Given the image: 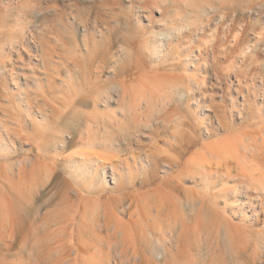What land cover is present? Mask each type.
<instances>
[{"label": "rangeland", "instance_id": "1", "mask_svg": "<svg viewBox=\"0 0 264 264\" xmlns=\"http://www.w3.org/2000/svg\"><path fill=\"white\" fill-rule=\"evenodd\" d=\"M173 1L0 0V66L7 67L0 72V134L11 142L0 144V176L29 162L26 185L16 173L18 189L10 190L0 177V264H166L160 239L173 247L167 264H264V249L254 257L252 246L241 247L248 232L264 237V196L245 187L264 172L256 141L264 130V0ZM34 10L40 21L12 43L18 20ZM156 40L163 45L158 59ZM124 79L147 97L160 96L175 79L192 92L113 151L121 180L114 184L105 163L102 192L86 168L103 161L88 156L83 136L59 148L48 141L39 154L44 138L30 121L47 113L67 119L64 133H77V121L92 111L82 100ZM109 195L122 200L123 216L108 213ZM180 212L186 223L172 226ZM114 227L122 233L115 236ZM180 228L191 250H180ZM228 232L240 250L233 260ZM145 240L155 246L154 258H140Z\"/></svg>", "mask_w": 264, "mask_h": 264}, {"label": "bare ground", "instance_id": "2", "mask_svg": "<svg viewBox=\"0 0 264 264\" xmlns=\"http://www.w3.org/2000/svg\"><path fill=\"white\" fill-rule=\"evenodd\" d=\"M173 1V0H172ZM181 1V0H180ZM185 1H188V0H185ZM253 1V0H252ZM163 2V1H162ZM165 2V1H164ZM163 2V3H164ZM174 2V1H173ZM177 2V1H175ZM179 2V1H178ZM177 2V3H178ZM182 2V1H181ZM180 2V3H181ZM187 2L185 3H182L183 5L186 4ZM199 3V2H198ZM176 4V3H175ZM180 4V5H182ZM240 4V3H239ZM235 5V4H234ZM237 5V4H236ZM211 6V5H210ZM238 6V5H237ZM227 8V7H226ZM249 8V7H248ZM194 9V8H193ZM201 10V9H200ZM215 10V9H214ZM233 11V10H232ZM198 12V11H197ZM205 12V11H204ZM239 12V11H238ZM225 13V12H224ZM243 13V12H242ZM247 13V12H246ZM198 14V13H197ZM210 14V13H209ZM227 14V12H226ZM236 14V13H235ZM41 15L42 13L41 12H37V10H34V11H30L28 14L24 15L23 18H22V21L21 20H18V26H17V32H18V36L17 38H14V40H12V43L15 42V40L17 39L16 43L19 42V39H24L25 38V34L35 25L37 24V22L40 21V18H41ZM222 17L223 16V13L221 14ZM220 15V16H221ZM20 16V15H18ZM210 16V15H209ZM208 17V16H207ZM212 17V16H211ZM206 18V16H205ZM200 19V18H199ZM198 20V19H197ZM209 20V19H208ZM194 22V21H193ZM196 22V21H195ZM206 23V22H205ZM202 24V23H201ZM188 26V24H187ZM181 29V28H180ZM174 30V33H176L177 29H173ZM176 30V31H175ZM179 30V29H178ZM173 32V31H171ZM174 33H171V34H168V35H164L163 37H165V39H169L171 37H173L172 35ZM176 35V34H175ZM154 36V35H153ZM150 39V38H149ZM156 39V38H155ZM159 39V38H158ZM164 39V38H163ZM148 40V39H147ZM143 41V40H142ZM15 43V44H16ZM156 43H157V47L156 49L153 51V55L155 57H157V59L160 57V54L162 52V48H163V45H162V40L158 41L156 40ZM150 45V44H149ZM154 49V48H153ZM249 52V51H248ZM6 64H4L3 66H5ZM157 66V65H156ZM155 66V67H156ZM0 72H6L5 69H7V67L5 68H2V66H0ZM154 68V67H153ZM157 68V67H156ZM155 71V69H154ZM127 79V78H126ZM172 80V79H171ZM128 80H125L124 81L122 80L121 83L118 82V84H112L111 85V88L105 90V89H101L99 88L98 91H97V96L96 97H92L90 100H82V105L80 106H83L85 108H92V111L90 112H87L91 115L90 118H86V117H80L82 120H84V123H81V121H77L78 122V126H80L78 128V132L77 133H71V132H68V133H64L62 131V129L60 128L61 125L60 124H63L64 121H67V119H63L62 121H58V119H55L53 116H51L50 114H47V113H39L37 114V116L35 118H33V120H31L30 122H34L36 124L35 128H34V131H35V135H37L39 138H44L41 145L39 146L38 148V151H39V154L42 153V149L44 150H47V148L45 147L46 146V143L48 141H52V144L55 148H59L60 147V144H70L72 143V140H75L73 139L75 136L76 137H81L83 136L82 138L84 139V144L85 146H88L89 149H87L86 147H84V149L86 148L87 150H89V155L90 157L93 158H98V161L96 159V161H94L95 163H100V161L102 162L103 161V164H97V166L94 168H92V172L89 168H86V171H89V176L93 175V179L95 180L96 178H99V184H102L103 186V189H102V192H105L108 190L107 188V184H109V181L107 179V175H108V166L105 165V163L107 164L109 162V164L111 163V168H112V176H113V180H114V184H117L120 180H121V173L119 172L118 168H116V165L114 164V160L115 158H117V154H115L114 150L115 149H120L122 145L126 144V141H130L133 136H135L134 138H138V134L136 136V134H134L133 132L135 133H143L145 129H150L152 128L154 125L153 123H157V118L159 117V115L164 111L166 110L167 107H170L169 105H172L170 104L171 102H177L176 100L182 98L183 96L187 97L189 96V94H191L192 92V88L190 87L189 84L183 82L182 80L179 81V80H174L173 82H167L169 83V86L167 83H163V86L167 84L168 87H163L160 85V87L162 89H164L163 91H160L162 94H157L156 96L155 95H152L151 97H147L144 96L142 93H140L139 91L135 90L134 88L132 89L127 83ZM155 81V80H154ZM202 81V80H201ZM159 84V82H158ZM152 85V84H151ZM39 88V87H38ZM97 88V87H96ZM161 89V90H162ZM95 89H93L94 91ZM95 92V91H94ZM178 98V99H177ZM174 100V101H173ZM81 101V100H80ZM72 102V101H70ZM80 103V102H79ZM72 104V103H71ZM101 104H103V106H105V110H101L100 106ZM115 104L117 106V108H111V106ZM175 106L177 103H174ZM79 106V107H80ZM178 106V104H177ZM113 107V106H112ZM88 114V115H89ZM120 114V115H119ZM89 115V116H90ZM156 120V121H154ZM29 122V121H28ZM130 122H134V128L132 129H136L135 131H132V133L130 132V127L127 128L126 126H128V124ZM34 124V125H35ZM71 124L72 123H69L68 124V127L71 128ZM131 125V124H130ZM131 125V126H132ZM227 126V125H226ZM262 126V125H261ZM155 127V126H154ZM131 129V130H132ZM151 130V129H150ZM153 130V129H152ZM49 132V133H48ZM133 134V136H132ZM139 134V135H140ZM118 135V136H117ZM117 136V137H115ZM27 137V136H26ZM81 138V139H82ZM24 139V137H23ZM27 139V138H26ZM228 141V140H227ZM256 141H259V148L260 149H263L264 150V130L258 135ZM44 142V143H43ZM246 142V141H245ZM130 143V142H128ZM0 144L2 146H6L8 147L9 144H11L10 140L9 139H6L4 138V136L2 134H0ZM45 145V146H44ZM45 147V148H44ZM245 147V146H244ZM250 145H247L245 150L247 153H250L252 152L251 149H250ZM42 148V149H41ZM85 149V150H86ZM100 149L101 150V153L99 155V152L97 153V151H100L98 150ZM259 149V150H260ZM83 151L84 154H86L87 150L86 151ZM244 150V151H245ZM263 150H260V151H263ZM114 151V152H113ZM82 152V151H81ZM226 152V151H225ZM254 152V151H253ZM252 152V153H253ZM116 153H119L118 151ZM228 153V152H227ZM245 153V152H244ZM96 154L97 156L95 157ZM83 155V154H82ZM117 155V156H116ZM259 155V154H258ZM262 155V154H261ZM42 156V155H41ZM47 156V155H45ZM87 157V156H86ZM260 157V156H259ZM263 157H264V154H263ZM27 158V157H26ZM29 158V157H28ZM85 158V157H84ZM261 158V157H260ZM86 159H91V158H86ZM85 159V160H86ZM224 159V158H223ZM264 159V158H263ZM5 160V158H4ZM27 160V159H26ZM164 160V159H163ZM162 160V161H163ZM169 160V159H168ZM226 160V159H224ZM262 160V159H261ZM93 161V160H92ZM264 161V160H263ZM167 162V161H166ZM251 162V161H250ZM26 163H29V162H24L22 161L21 164L18 165L17 169L15 170L14 167L12 168L11 166L9 167H5L3 169V175L0 176L2 178V182L3 183L1 185L5 186V188H12V179L13 177H15L16 173L18 174V176H20V181L21 183L24 182L25 178H24V175L27 173L26 171ZM76 163V162H75ZM83 163H90V162H85L83 161ZM165 163V162H163ZM167 165V164H166ZM3 168V167H2ZM164 169L166 168V166L163 167ZM34 171V170H32ZM1 173V171H0ZM32 173V172H31ZM48 172H46L47 174ZM2 174V173H1ZM45 174V172H44ZM49 174V173H48ZM47 174V176H48ZM79 174V173H78ZM81 174V173H80ZM50 175V174H49ZM82 176V175H81ZM249 176V175H248ZM45 177V176H44ZM18 178V177H17ZM48 178V177H47ZM90 179V178H89ZM40 180V179H38ZM47 180V179H46ZM18 180V182H20ZM28 181V180H27ZM26 181V182H27ZM30 181V180H29ZM37 181V180H36ZM45 181V180H44ZM49 181V180H48ZM247 181V180H246ZM181 182V181H180ZM1 183V182H0ZM25 183V182H24ZM35 183V181H34ZM32 184V183H31ZM75 184V183H74ZM246 184V183H245ZM23 185V184H21ZM26 185V183H25ZM29 185V184H28ZM27 185V186H28ZM34 185V184H33ZM36 185V183H35ZM42 185V184H41ZM46 184L42 185V186H45ZM76 185V184H75ZM85 185V184H84ZM15 186V185H14ZM27 186H22V187H27ZM30 186V185H29ZM34 187V186H33ZM248 190L249 188H254L256 189L257 191H259V193L264 196V172H261L260 175H252L251 177H249L248 181H247V184L246 186ZM17 188V187H15ZM15 188H12L15 189ZM30 188V187H29ZM37 190H39V186L37 185ZM35 188V189H36ZM77 188V187H76ZM74 188V189H76ZM18 189V188H17ZM27 189V188H26ZM33 188V190H35ZM79 189V188H78ZM11 190V189H10ZM82 190V189H80ZM78 192V190L76 191L78 193L77 196L80 195V192L82 193V191ZM243 190V188H242ZM241 190V192H242ZM255 190V191H256ZM16 191V190H15ZM19 191V190H18ZM17 191V192H18ZM244 191V190H243ZM31 192V191H30ZM84 192V191H83ZM114 192V191H113ZM20 193V192H19ZM116 193V192H115ZM111 195H114L112 194L111 192ZM111 195H109V202L107 203V206L105 207L106 210L108 211V213L116 216V218L120 215H122L123 213L126 212V207H124L123 205V202L120 198L118 197H111ZM82 196V194H81ZM94 196V195H93ZM99 196V195H98ZM260 196V195H259ZM85 197V196H84ZM90 197V196H89ZM101 197V196H100ZM90 199V198H89ZM100 199V198H99ZM99 199H97L99 201ZM94 201V200H93ZM95 202V201H94ZM100 202V201H99ZM98 202V203H99ZM97 203V202H96ZM193 204V203H192ZM92 205V204H91ZM97 205V204H96ZM91 208V206H89ZM195 207V205H194ZM94 210V209H92ZM99 210V209H98ZM97 211V210H96ZM91 212V211H90ZM93 212V211H92ZM183 212V211H182ZM181 213V216H180V220H178V222L174 221L173 220V225L172 226H176L180 223L181 227L183 226V222L185 221L186 223V216L184 213ZM107 213V214H108ZM100 214V212H99ZM104 214V213H103ZM102 214V215H103ZM98 215V214H97ZM180 215V214H179ZM201 215H203L201 213ZM123 216V215H122ZM177 216V215H176ZM90 217V216H89ZM92 217V216H91ZM179 216H177L178 218ZM204 217V215H203ZM174 218V217H173ZM175 219V218H174ZM94 221V220H93ZM180 221V222H179ZM107 226V225H106ZM187 225L185 224V227ZM232 226V225H231ZM230 228V227H228ZM233 228L235 229V227L233 226ZM233 229V230H234ZM180 230H183V232L181 233V236H180V250L184 249L185 246H188V243H186L187 245H184V231H185V228L184 229H181ZM232 230V229H231ZM112 233L115 235V236H118L120 235L119 233H122L119 228L117 227H114L112 230ZM245 231V230H243ZM243 231H240L239 232L242 234ZM234 232V231H233ZM236 232V231H235ZM246 232V231H245ZM237 233V232H236ZM174 234V232H170V235L172 237V235ZM187 233L185 232V235ZM235 234V233H234ZM123 235V234H122ZM162 237H167L166 235H164L162 233ZM253 235V234H252ZM257 235V234H256ZM256 235L254 236H251V234L248 232V234L243 237L244 238V242L245 244L243 246L242 243L241 246L242 247V250L244 249V252H246L247 248L249 246H252L253 248V255L254 257L256 256H260L261 254V251L263 248V244H264V237L262 234H259L257 237ZM226 238H225V241H226V247H227V251H228V254L230 256V258L233 260L234 258H236V255L237 253L240 252L239 249H237V245L233 242L234 239H233V233L232 232H228L226 233ZM240 236V234H239ZM236 237V236H234ZM187 240V238H185ZM162 242L160 246V248L164 249L165 253H166V257H165V263L167 264L169 262V257H172V253H173V247H170L167 245V243L165 242L166 239H160ZM237 240V238H236ZM241 240V242H243ZM151 240H145V242L143 243V250H142V254L140 256L141 259L144 258V256H146L148 253H150V259H151V256L153 257V253H154V247L155 246H152L150 245L151 243ZM236 242V241H235ZM237 243V242H236ZM240 244V243H239ZM238 246V247H239ZM183 247V248H182ZM188 247H185L184 250H191L190 248L187 249ZM218 248V246H217ZM241 249V248H240ZM147 250L149 252H147ZM182 250V251H184ZM193 251V250H192ZM192 251H188L189 253H191ZM187 252V253H188ZM185 253V252H184ZM139 252H134L133 253V256L134 258L137 260L139 258ZM174 255V253H173ZM147 256V257H149ZM154 258V257H153ZM146 260V259H145ZM218 261V260H217ZM217 261H215L214 264H218L216 263ZM214 262V261H213ZM155 264H158L157 263V260H155Z\"/></svg>", "mask_w": 264, "mask_h": 264}]
</instances>
